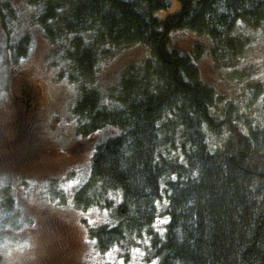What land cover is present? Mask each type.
Returning a JSON list of instances; mask_svg holds the SVG:
<instances>
[{
	"label": "trees",
	"instance_id": "1",
	"mask_svg": "<svg viewBox=\"0 0 264 264\" xmlns=\"http://www.w3.org/2000/svg\"><path fill=\"white\" fill-rule=\"evenodd\" d=\"M40 1L47 8L39 24L54 34L61 23L72 37V81L85 83L98 59L89 35L150 51L125 73L111 108L85 85L75 108L89 123L86 134L120 129L96 147L90 180L76 194L87 210L98 191L122 193L117 223L90 233L98 249L151 225L165 196L166 233L152 242L157 264H264V123L220 113L196 63L169 47L173 32L188 30L214 50H231L238 25L264 22V0H176L179 8L164 18L156 13L170 0H30ZM29 50L23 39L14 63Z\"/></svg>",
	"mask_w": 264,
	"mask_h": 264
},
{
	"label": "rangeland",
	"instance_id": "2",
	"mask_svg": "<svg viewBox=\"0 0 264 264\" xmlns=\"http://www.w3.org/2000/svg\"><path fill=\"white\" fill-rule=\"evenodd\" d=\"M170 2L168 11L156 15L164 18L179 8L176 0ZM46 8L44 1L0 0V133L2 141H16L12 149L0 147V155H8L0 161V264H157L152 242L166 233L165 196L151 225L107 251L98 249L90 233L117 223L122 193L98 191L87 210L76 202L90 180L96 147L120 133L107 127L86 134L89 123L75 111L82 86L111 108L125 73L143 64L150 51L142 44L111 46L87 34L99 56L85 83L72 81V37L61 23L54 34L39 24ZM170 37V49L198 66L220 113L230 109L240 119L264 123V22L238 25L231 50H214L208 37L188 30ZM23 39L29 41V55L15 64L13 51ZM32 86L39 108L28 115ZM54 225L61 226L60 235Z\"/></svg>",
	"mask_w": 264,
	"mask_h": 264
},
{
	"label": "flooded vegetation",
	"instance_id": "3",
	"mask_svg": "<svg viewBox=\"0 0 264 264\" xmlns=\"http://www.w3.org/2000/svg\"><path fill=\"white\" fill-rule=\"evenodd\" d=\"M31 88V91H30V94H27V104L25 106V109L28 113V115H33L36 113V111H38V108H39V96H38V93L35 91V87H30ZM22 91V88H20V93ZM3 137H2V134L0 133V147L1 149H12L15 147L16 144H14L16 141L14 142H9V140H5V141H2ZM6 139V138H5ZM8 155H0V161L2 158H5L7 157ZM54 232L58 235H60V232L62 231L61 229V226L60 225H54L53 226V229Z\"/></svg>",
	"mask_w": 264,
	"mask_h": 264
},
{
	"label": "water",
	"instance_id": "4",
	"mask_svg": "<svg viewBox=\"0 0 264 264\" xmlns=\"http://www.w3.org/2000/svg\"><path fill=\"white\" fill-rule=\"evenodd\" d=\"M1 261H2V256L0 255V263H1Z\"/></svg>",
	"mask_w": 264,
	"mask_h": 264
},
{
	"label": "bare ground",
	"instance_id": "5",
	"mask_svg": "<svg viewBox=\"0 0 264 264\" xmlns=\"http://www.w3.org/2000/svg\"><path fill=\"white\" fill-rule=\"evenodd\" d=\"M24 60V59H23Z\"/></svg>",
	"mask_w": 264,
	"mask_h": 264
}]
</instances>
